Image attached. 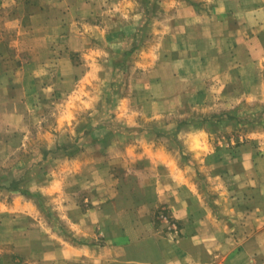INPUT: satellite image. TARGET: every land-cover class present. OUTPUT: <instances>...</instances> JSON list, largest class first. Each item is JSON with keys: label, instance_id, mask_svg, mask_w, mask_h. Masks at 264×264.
Here are the masks:
<instances>
[{"label": "rangeland", "instance_id": "obj_1", "mask_svg": "<svg viewBox=\"0 0 264 264\" xmlns=\"http://www.w3.org/2000/svg\"><path fill=\"white\" fill-rule=\"evenodd\" d=\"M217 1L125 0L139 20L133 29L134 16L121 15L127 27L120 45L94 38L85 50L69 52L60 76L53 62L43 70L35 83L44 90L27 111L25 130L0 134V203L8 213L25 212L48 240L81 248L109 245L123 210L144 214L156 230L176 232L167 208L147 204L162 185L185 178L212 203L225 190L220 184H231L229 171L242 167L243 149L264 155V92H238L250 79L229 78L227 92L220 93L217 79L196 60L163 69L171 55H163L162 23L173 19L177 2L201 16L207 8L210 17ZM185 90L192 93L183 99L172 93ZM102 203L116 206L114 219L105 213L113 220L105 218L106 228ZM97 208L100 215H91ZM74 218L83 220L80 233ZM17 257L11 253L15 264ZM88 257L83 262L92 264L101 251ZM74 261L66 254L59 264Z\"/></svg>", "mask_w": 264, "mask_h": 264}, {"label": "crops", "instance_id": "obj_2", "mask_svg": "<svg viewBox=\"0 0 264 264\" xmlns=\"http://www.w3.org/2000/svg\"><path fill=\"white\" fill-rule=\"evenodd\" d=\"M124 1L0 0V134L25 130L27 111L37 107L44 90L35 79L52 62L56 75L59 68L68 67L69 52L85 50L94 38L104 46L120 45L127 27L120 22L123 14L134 16L130 22L136 28L139 16ZM176 8L173 19L162 23L167 24L161 34L163 55H171L163 69L172 71L196 60L217 79L220 93L227 92L228 79L235 76L251 80L241 86L240 94L264 92V0H220L210 17L207 8L201 16L185 2H177ZM172 93H182L183 99L192 92ZM257 150H242V167L229 171L231 184H220L225 190L212 203L179 176L162 185L159 194L156 191L147 204L159 202L167 208L177 222L176 232L156 230L144 214L123 210L109 245L81 248L57 237L48 240L29 214L8 213L0 203V264H12L11 253L20 256L16 264H59L66 254L76 260L73 264H90L83 260L100 251L92 264H264V155ZM115 209L102 203L104 228L107 220L113 221L106 214L113 217ZM71 223L80 233L83 220Z\"/></svg>", "mask_w": 264, "mask_h": 264}]
</instances>
